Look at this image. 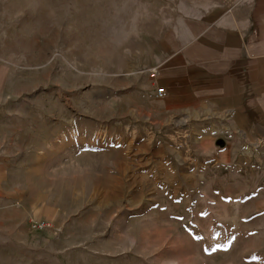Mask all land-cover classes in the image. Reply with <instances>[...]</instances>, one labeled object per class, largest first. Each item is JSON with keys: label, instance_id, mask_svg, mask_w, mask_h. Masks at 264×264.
Listing matches in <instances>:
<instances>
[{"label": "rangeland", "instance_id": "374dc122", "mask_svg": "<svg viewBox=\"0 0 264 264\" xmlns=\"http://www.w3.org/2000/svg\"><path fill=\"white\" fill-rule=\"evenodd\" d=\"M237 1L0 0V264H264V135L207 149L190 133L129 132L154 141L166 174L119 177L100 196L83 175L119 151L100 126L135 107L130 62ZM74 123L85 133H62ZM66 134L85 145L63 157L49 145Z\"/></svg>", "mask_w": 264, "mask_h": 264}, {"label": "crops", "instance_id": "0c3cea01", "mask_svg": "<svg viewBox=\"0 0 264 264\" xmlns=\"http://www.w3.org/2000/svg\"><path fill=\"white\" fill-rule=\"evenodd\" d=\"M190 27L183 45L156 56L148 53V60H132L128 65V76L137 79L132 80L133 91L126 94V100L136 102L135 107L111 112L100 126L109 134V147L119 151L116 157L83 171L85 178L94 174V191L99 196L113 190L112 182L119 177L128 180L135 174L160 177L167 173L160 167L168 163L167 157L154 153V141L145 144L147 138H138L143 146H136L134 138L127 137L129 132L190 133L198 139L195 147L207 149L217 148L218 143L236 149L240 142L245 146L249 134L264 135V0H238L226 12L193 20ZM138 87L147 92H138ZM157 87L165 88L164 99L155 97ZM139 101L143 107H137ZM89 129L97 132L96 126ZM65 132L85 133L77 123L63 128ZM65 138L59 146L49 145L65 150L63 157L69 156L71 148L85 145L81 140L70 141L67 134Z\"/></svg>", "mask_w": 264, "mask_h": 264}, {"label": "built area", "instance_id": "2783aa9c", "mask_svg": "<svg viewBox=\"0 0 264 264\" xmlns=\"http://www.w3.org/2000/svg\"><path fill=\"white\" fill-rule=\"evenodd\" d=\"M167 95V92L165 88L163 87H157L155 90V97L157 99H164ZM32 227L36 232H45L48 227H50L46 222L42 221H34L32 222Z\"/></svg>", "mask_w": 264, "mask_h": 264}]
</instances>
